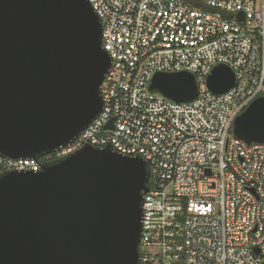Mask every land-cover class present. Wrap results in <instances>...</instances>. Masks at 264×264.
<instances>
[{
	"label": "built area",
	"instance_id": "1",
	"mask_svg": "<svg viewBox=\"0 0 264 264\" xmlns=\"http://www.w3.org/2000/svg\"><path fill=\"white\" fill-rule=\"evenodd\" d=\"M87 1L110 58L102 110L50 154L0 155V178L38 173L87 145L109 148L145 163L138 264L264 263V144L232 133L235 118L264 96V0H205L218 12L187 0ZM218 65L235 76L220 95L206 87ZM179 72L195 77L194 100L149 89L155 73Z\"/></svg>",
	"mask_w": 264,
	"mask_h": 264
},
{
	"label": "water",
	"instance_id": "2",
	"mask_svg": "<svg viewBox=\"0 0 264 264\" xmlns=\"http://www.w3.org/2000/svg\"><path fill=\"white\" fill-rule=\"evenodd\" d=\"M101 31L87 0H0V155L50 154L100 114L110 66ZM234 82L218 65L206 87L220 95ZM149 89L177 103L198 94L186 72L155 73ZM112 128L110 120L104 129ZM232 133L264 144V96L235 118ZM147 177L140 158L89 145L38 173L2 176L0 264H138Z\"/></svg>",
	"mask_w": 264,
	"mask_h": 264
},
{
	"label": "trees",
	"instance_id": "3",
	"mask_svg": "<svg viewBox=\"0 0 264 264\" xmlns=\"http://www.w3.org/2000/svg\"><path fill=\"white\" fill-rule=\"evenodd\" d=\"M192 7H196L209 12H218L213 8L206 6L205 0H187Z\"/></svg>",
	"mask_w": 264,
	"mask_h": 264
}]
</instances>
